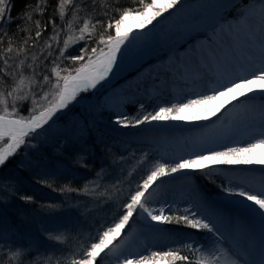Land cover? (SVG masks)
I'll use <instances>...</instances> for the list:
<instances>
[{
	"label": "rangeland",
	"instance_id": "374dc122",
	"mask_svg": "<svg viewBox=\"0 0 264 264\" xmlns=\"http://www.w3.org/2000/svg\"><path fill=\"white\" fill-rule=\"evenodd\" d=\"M260 4L261 0H239L235 6H231L228 10L221 11L217 15L200 19L197 22L181 23L171 27L159 38L161 45L166 40L170 45L156 48L152 54H160V57L150 59L151 61L149 60L145 65L135 70L137 72L132 71L130 74L121 77L111 86H104L96 92L89 90L80 92L76 96V99L65 108L55 124L34 132H43V134L40 136L36 134L31 137L32 141H36V144H32L34 145L32 146L33 148L37 149L41 145L43 147L48 144L50 145L52 139L62 138L73 129L81 130L84 125L80 112L81 110H85L89 119L105 134V139L115 148V151L109 154V156L105 154L98 159L99 166L97 165L98 169L96 174L86 181L85 186L89 189L88 194L81 192L80 194L66 196L60 199L55 197L48 209V213L44 214L26 210L22 206V203L19 201L14 202L16 192L14 184L8 179L5 180V176L0 172V248L6 251L9 257L11 252L22 250L24 255L21 258L36 254H44L48 258L58 252H65L66 249L70 250L74 247L76 241L82 243L93 239L102 229L106 228L107 221L113 222L117 219L116 222H118L119 217L126 211L123 205L130 202L131 195L135 193L134 191L137 190L138 185L143 183L142 180L150 174L157 163L172 164L180 159L193 158L195 155H198L193 154L187 156L174 149H166L163 147L156 149L144 142H139L138 138L137 141L130 134L131 129L136 126L125 127L117 124L116 120L121 116L128 119L129 117L136 118L138 115L142 117L149 113L155 114L160 107L187 102L188 99L196 98L198 94H203L208 89L202 92L180 93L178 90L182 87L183 82L174 79L171 82V86L176 91L159 90L154 85L146 83L144 87L140 88L143 94L141 96L118 92L122 87L135 82L139 76L149 71V68L160 63L162 61L161 56L167 58L175 53L182 54L187 52L192 46L199 48L202 45H209L216 40H220V37H216L215 40L212 39L214 28L218 29L221 24L227 26L230 23H235L239 10L244 6L252 9L251 14L258 9L260 10ZM129 28L132 29L130 39L121 46V49L140 36V28L138 24L132 22V18L125 21V25L122 26V31ZM246 33L249 34V32ZM133 37L135 38L133 39ZM74 45V43H71L66 48L68 52L74 51ZM66 55L65 53L64 56L66 57ZM54 57L55 55L52 56L53 60ZM44 61L37 64L39 65L36 68L37 72L42 64H45ZM9 63L12 64V61ZM69 72L71 73L68 70L67 74ZM72 75H75V73ZM12 87H14V84L11 76L0 79L1 90L11 91ZM147 88L154 92L152 99L148 95ZM46 92H50V88ZM87 92L91 95L90 98H86ZM253 95L255 94L248 93L247 95L239 96L233 104L226 105L225 109L215 115V123L205 127L202 132L205 135L202 142L207 151L199 154L207 155L209 151H222L227 147H243L254 139V137H257L254 135L255 133L249 134L242 140L233 142V139L240 134L239 125L249 122L245 118L248 110L256 106V104L264 106V98L259 95H255L254 99H246ZM52 98L50 94L49 100ZM98 99L108 109L112 110L115 116L113 120L95 118L93 105ZM41 103L43 104L45 102L41 100ZM141 105H143V108H141ZM255 124L264 130V122L262 120L255 121ZM45 133H49V135L44 136ZM183 136L184 138L186 137V144L182 139L181 146L190 148L192 143L190 138L185 133ZM147 138L150 139V137ZM257 153H260L259 149L250 158L253 160ZM205 164L208 167L203 172L199 169H193L187 173V178L179 181H170L167 183V177L171 174L158 178L163 183L161 185L162 187L167 186L171 189L176 188L178 190L186 189L192 194L191 196L189 195V197L183 199L182 196L184 195L180 191H167L160 193L157 198L152 197V200L147 206L153 209L163 207L164 215L166 216L170 215L171 212L176 213V215H181L184 214L185 209H189L192 212H196L197 218L204 219L207 217L211 223H214L219 228L220 234H222L220 247L230 251V244H228L227 236L223 235V230L229 231L232 226L223 218H219L216 215V212H226L224 205L211 203L207 206L209 210L203 213L199 205L192 200V196L196 195L198 193L196 190L199 189L200 192L209 197H229L233 203L241 197L226 189L236 188L237 185L241 184L255 189L251 182L260 183V181H264V172L255 169L254 163L226 165L216 162L213 165L212 162H205ZM2 166L0 165V168ZM97 173H101V176L98 177ZM205 175H210V177L217 178L222 182V185L219 187L220 193L211 194L208 192V187L203 181ZM242 179H246L248 182ZM26 188L30 192L40 193V188L38 187L27 186ZM6 206H10L11 208H8L10 210L6 209ZM13 208H17L15 210L18 214H13ZM241 210L244 213L240 215L236 208H231L232 218L241 219L252 216L249 209ZM138 211L139 209L133 213L134 217H137ZM137 222H140L138 217L128 224L127 229ZM168 224L160 223L158 228L149 230L151 237L143 239L135 251L140 255H149L152 251L180 249L182 255H185L188 254L183 247L185 243L194 244L197 248L201 245L211 244L212 234L207 233L206 230L191 229L185 225H182L183 227L181 228H173ZM70 233L73 238L69 239L68 235ZM257 233V239L261 246V240L264 238V228H259ZM56 236H60L61 239L56 240L51 238ZM81 255L83 256L82 253ZM122 262L123 258L117 257L113 248L109 247L97 257L94 264H122ZM147 262L152 264V261ZM157 264H165V261H158Z\"/></svg>",
	"mask_w": 264,
	"mask_h": 264
},
{
	"label": "snow or ice",
	"instance_id": "6c2138e0",
	"mask_svg": "<svg viewBox=\"0 0 264 264\" xmlns=\"http://www.w3.org/2000/svg\"><path fill=\"white\" fill-rule=\"evenodd\" d=\"M72 2L73 0H60L59 12L61 17L64 16L65 7L71 5ZM180 3L181 0H150V2L138 0L139 7L124 9L118 19L107 24V29H115V35L107 32V29L99 33L100 39L98 44L105 45L106 51L104 48H100L97 55L98 49L93 47L91 53L88 54V49L82 48L79 50V55L67 57L73 62L84 61L80 67L75 68V75L69 72L67 75L61 76L60 70H58L59 65L54 60L53 64L56 66L52 67L50 71L56 77L55 83L52 82L49 75L42 77L43 83L36 79V68L39 65L35 64L37 60L35 56L32 58L33 64L26 65L25 60H19V63H16V57L20 55V51H17L16 57L11 55L13 48L11 47V38H9V47L0 56V59L3 61V68H0V73L3 76H11L14 87H12L11 91H0V142L6 141L4 146L0 147V165H4L8 158L21 145L26 143L25 137L36 132L37 129L43 128L57 111L67 107L71 101L75 100L79 92L95 88L97 83L108 75L116 62L117 53L121 51V46L126 41H129L130 34L132 33V29L130 28L122 31V26L125 25L126 20L129 18L137 19L139 20L138 27L143 28ZM227 4L235 6V0H226L225 7H227ZM260 9L261 26L259 38L257 40L254 36L250 37L253 40V46L248 49V59L250 62L248 67L238 65L237 71L231 74H219L214 87H211L206 93L198 94L196 98L188 99L187 102L160 107L155 114L149 113L143 115L142 118L138 115L132 121H128L126 117L121 116L117 118L116 123L128 127L138 126L150 121L185 119L180 113L197 106H205L206 110L211 115H214L223 106L221 103L222 98L230 97L231 100H235L239 96H244L248 93H253L264 98V0H261ZM251 10L250 7L244 6L239 10L235 23H230L227 26L221 24L218 29L214 28L212 39L215 40L216 37H220L222 40L225 36L232 37L234 33H238L240 26L245 23ZM9 12V0H0V28L11 23L12 18L8 15ZM23 18L29 20L31 19V14L26 12ZM79 23L80 18L74 13L72 20L65 27L69 33H74L75 26ZM96 23H99V21ZM90 27L91 31L94 32L96 24H92L89 20H84L82 26L79 27V36L69 34L68 38L64 40V48H68L76 40H85L86 34H91ZM61 30L63 31V29ZM6 35V32L0 33V36ZM35 35L39 37L41 35L40 31H36ZM53 39H56L55 35ZM24 43H27V39H25ZM60 54L62 57L64 56V49H61ZM85 55H87L86 61ZM9 61H12V64ZM26 69H31V76H25ZM38 84L41 88L45 85L50 87V92H44L41 97V100L45 102L43 104L35 99L36 93L34 92V88ZM50 94L53 97L51 100H49ZM255 95L250 98L254 99ZM30 96L33 97V102L29 116L27 118L19 116L16 111L17 101L27 100ZM231 100L225 102L230 103ZM38 108L42 110L38 114H35ZM141 108H143V105H141ZM204 118L207 119V117ZM193 119H200V117L196 116ZM258 149L264 154V133H261L258 138L243 147H227L222 151L213 150L209 151L207 155L198 154L193 158L180 159L172 164L157 163L150 174L143 180V183L138 185L135 193L131 195L130 202L123 205L126 211L119 217L118 222L113 223L112 226L107 227L106 230L99 233L97 241L91 243L90 247L83 252L82 258L71 259L70 264H94L97 257L109 247L110 241L120 235L121 230L129 223L130 218L137 209L141 213H146L151 221L157 223L175 222L191 229L206 230L207 233L212 234L211 244L201 245L197 248L194 244L185 243L183 247L188 254L181 255L180 249L152 251L149 255L141 254L134 259L124 257L122 264H146L147 261L157 264L161 260L165 261V264H177V262H180V264H257L256 261L242 259L241 257L244 256L242 251L233 253L228 249L220 247L222 234H220L219 228L214 223H211L207 217L204 219L197 218L196 212H192L189 209H185L184 214L181 215L166 216L164 215L163 207L153 209L147 205L152 200V193L149 192V189L159 177L186 169H199L203 172L208 167L205 162H212L213 165L216 162L226 165L252 163L264 165V158L259 160H252L250 158ZM97 176H101V173H97ZM226 190L233 192L245 201L252 202L249 211L258 214L261 221L264 222V181H262L261 187L258 190L250 186L246 187L243 184ZM61 191H76V189L65 187ZM82 191L88 194L89 189L85 186ZM146 193H148L147 196ZM23 199L31 200L32 197H23ZM51 238L56 240L61 239L60 236ZM23 255L24 252L22 250L11 252L8 264H11L12 260H18L19 264H24V261L21 259ZM29 264H34V262L30 261ZM48 264H51V258H49ZM259 264H264V238L261 240V259Z\"/></svg>",
	"mask_w": 264,
	"mask_h": 264
},
{
	"label": "bare ground",
	"instance_id": "6f19581e",
	"mask_svg": "<svg viewBox=\"0 0 264 264\" xmlns=\"http://www.w3.org/2000/svg\"><path fill=\"white\" fill-rule=\"evenodd\" d=\"M238 1L239 0H235V4ZM225 3L226 0H181V3L175 8L169 9L168 12L152 21L151 24H147L145 27L140 28V36L132 40L117 53L116 62L108 75L97 83L95 88H89L88 90L96 92L104 86H111L118 81L119 78L125 76V73L129 69L135 71L140 64L145 65L150 59L152 60L153 58L160 57V54H152L156 48L170 45L167 40L162 44L163 46L159 43V38L163 36L162 34L166 30L181 23L197 22L200 19L217 15L221 11H226L229 7L233 6L232 4H227V7H225ZM132 22L139 24V20L137 19H132ZM260 26L261 9H258L248 16L245 23L240 26L239 32L234 33L232 37L225 36L222 40H216L212 44L202 45L199 48L192 46L187 52L182 54L175 53L167 58L161 56L162 61H160V63L149 68V71L139 76L135 82L122 87L118 93H131L135 96H141L143 94L140 88L144 87L146 83L154 85L159 90L176 91L171 86V82L174 79L183 82L182 87L178 90L180 93L185 94L209 90L216 85V78L219 74H231L237 71L238 65L243 67H248L250 65L248 49L253 46V40L250 37L254 36L258 40ZM246 32H249V34ZM147 92L152 99L154 96L153 90L148 89ZM246 99L251 98L248 97ZM227 100H231V98H222L221 103L223 106L219 111H216L214 115H211L206 110L205 106H198L180 113L185 119L145 122L132 128V133L130 132V134H132L136 140L138 138L139 142H144L156 149L161 147L174 149L187 156L206 152L207 150L204 148L202 142L205 138V135L202 134L203 129L215 123V115L225 109L226 105L235 102V100H231L230 103H227L225 102ZM65 108L57 111L52 118L58 119ZM196 116H199L200 119H193V117ZM204 117H207V119ZM245 118L249 121L247 123L248 125H239L240 134L233 139V142H238L245 136L255 133L254 135L257 137H254V139L250 141L252 142L258 138L261 133H264V130L255 124V121L259 120L264 122V106L256 104V106L248 110L245 114ZM184 133L188 135L192 142L190 148L181 146L182 139L186 144V137L184 138L183 136ZM147 137H150V139ZM262 158H264V154L260 152L254 156L253 160ZM254 166L255 169L264 172V165L254 163ZM192 170L193 169H186L177 173H172L167 177L168 181L166 182L169 183L170 181L185 179L187 178V173ZM242 180L248 182L246 179ZM261 183V181L260 183L251 182L256 190L260 189ZM162 184V181L160 182L159 179L152 184L149 189V192L152 193V197L157 198L160 193L167 191H180L181 194L184 195L182 196L183 199L192 195L186 189H171L167 186L162 187ZM196 192L198 193L192 196V200L199 205L203 213L209 210L207 206L211 203L217 205L223 204L226 208V212H216V215L219 218H223L232 226L229 231L223 230V235L228 238L230 251L233 253L242 251L244 253V256L241 257L242 259L256 261L257 264H259L261 259V246L257 239V230H259V228H264V222L261 221L258 214L253 212H251V217L248 216L246 218L236 219L232 218L230 211L231 208H236L241 215L244 213L241 209H249L250 206H252V202L245 201L243 198H238L232 203L229 197H209L200 192L199 189L196 190ZM147 195L148 193H146V196ZM158 200H160V198H158ZM137 217L140 219V222L134 223L132 227L127 229L128 224L133 222ZM137 217L133 215L125 228L121 230L120 235L110 241L109 247L113 248L117 257H122L123 259L124 257H128L129 259L138 257L140 254L135 250L139 247V244L143 239L151 237L149 230L158 228L160 225V223L151 221L150 217H147L146 213H141L140 210L138 211ZM146 264L151 263L146 262Z\"/></svg>",
	"mask_w": 264,
	"mask_h": 264
},
{
	"label": "trees",
	"instance_id": "16d2710c",
	"mask_svg": "<svg viewBox=\"0 0 264 264\" xmlns=\"http://www.w3.org/2000/svg\"><path fill=\"white\" fill-rule=\"evenodd\" d=\"M146 2H150V0H146ZM59 3L60 0H9L10 12L8 15L11 16L12 21L0 28V33H7L6 36H0V40H2L0 42V56L9 47V38H11V47L13 48L11 55L16 57L17 51H20V55L16 57V63H19V60H25L26 65L33 64V56L37 58L35 64L45 60V64H42L38 72L36 70V79L41 83H43L42 77L44 75H49L52 82L55 83L56 77L50 71L52 67L56 66L53 64L54 60L59 65L58 70H60L61 76L67 75L68 70L74 74L75 68L80 67L84 61L73 62L67 57L79 55V50L82 48H87L88 54H90L91 49L95 47L98 49L97 55L100 48L107 49L105 45L98 44L99 33L107 29L109 22L118 19L124 9L139 7L138 0H73L71 5L65 7L64 16L61 17ZM26 12L31 14V19L25 20L23 18ZM74 13L80 18V23L75 26L74 33H69L65 25L72 20ZM84 20L96 24V29L92 32L90 27L91 34H86L85 40H76L73 47L74 51L68 52L64 48V40L68 38L69 34L79 36V27L82 26ZM97 21L99 23H96ZM37 22L39 23L37 24ZM36 31H40L41 35L39 37H36ZM107 32L115 35L114 28L107 29ZM54 35L56 39H53ZM25 39H27L26 44L24 43ZM61 49H64V55L67 54L66 57L61 56ZM54 55L53 60L52 56ZM93 58L95 59V57ZM86 60L87 55H85ZM0 68H3L2 59H0ZM31 75V69H26L25 76ZM0 77L7 78L8 76H3L0 73ZM49 88L47 85L41 88L38 84L34 88L35 99L41 102L43 93ZM0 91L4 90L0 89ZM90 97L91 95L87 92L86 98ZM32 102L33 97L31 96L27 100L17 101L16 111L18 115L27 118ZM93 106L95 118L101 120H113L115 118L112 110L108 109L100 99ZM40 110L42 109L38 108L35 114H38ZM80 115L84 125L81 130L73 129L62 138L52 139L50 145L44 147L41 145L37 149L32 147L34 146L32 144H36V141H32L31 137L36 134L40 136L43 132L31 133L28 137H25L26 143L21 145L0 168L5 180L8 179L14 184L16 191L14 202L19 201L26 210L41 214L48 213L53 198L58 197L60 199L80 194L85 188L86 181L96 174L99 166L98 159L105 154L109 156L115 151V148L105 139V134L89 119L85 110H81ZM127 120L132 121L134 118L129 117ZM46 135L48 136L49 133H45L44 136ZM4 143L6 141L0 142V147H3ZM203 181L207 185L209 193H220L219 187L222 182L219 179L205 175ZM27 186L40 188V193L28 191ZM65 187L76 189V191H61ZM23 197H32V199L25 200ZM8 208L11 207L6 206V209ZM15 209L17 210V208H13L14 215L17 213ZM167 216L177 215L171 212ZM116 221L117 219L113 222L107 221L105 227L112 226ZM168 225L173 228L183 227V224H176L175 222ZM106 228L99 233H102ZM98 234L87 242L79 243L76 241L72 249H66L65 252H58L48 258L44 254L34 256L30 254L31 256L21 259L24 264H29L30 261L34 264H48L49 258H51V264H70L71 259L82 258L81 253L83 254L91 243L97 241ZM68 238H73L71 233ZM9 259V254L0 248V264H8ZM11 264H19V261L12 260ZM177 264H180V262H177Z\"/></svg>",
	"mask_w": 264,
	"mask_h": 264
},
{
	"label": "water",
	"instance_id": "95a60500",
	"mask_svg": "<svg viewBox=\"0 0 264 264\" xmlns=\"http://www.w3.org/2000/svg\"><path fill=\"white\" fill-rule=\"evenodd\" d=\"M56 122H57V118H56V119L51 118V119L48 121V123L45 124V125L43 126V128H44V127H48V126H50V125H52V124H55ZM41 129H42V128H41ZM38 130H40V129H37L36 131H38Z\"/></svg>",
	"mask_w": 264,
	"mask_h": 264
}]
</instances>
